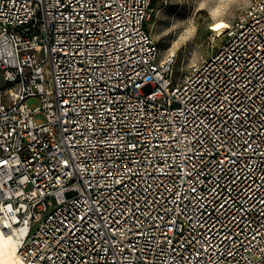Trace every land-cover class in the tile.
Instances as JSON below:
<instances>
[{
	"label": "built area",
	"instance_id": "1",
	"mask_svg": "<svg viewBox=\"0 0 264 264\" xmlns=\"http://www.w3.org/2000/svg\"><path fill=\"white\" fill-rule=\"evenodd\" d=\"M152 0H0V231L22 264H264V0L175 77Z\"/></svg>",
	"mask_w": 264,
	"mask_h": 264
},
{
	"label": "rangeland",
	"instance_id": "2",
	"mask_svg": "<svg viewBox=\"0 0 264 264\" xmlns=\"http://www.w3.org/2000/svg\"><path fill=\"white\" fill-rule=\"evenodd\" d=\"M252 1L153 0L150 34L160 57H172L174 76L181 77L193 62L216 51L223 36L212 27L222 21L229 25Z\"/></svg>",
	"mask_w": 264,
	"mask_h": 264
},
{
	"label": "bare ground",
	"instance_id": "3",
	"mask_svg": "<svg viewBox=\"0 0 264 264\" xmlns=\"http://www.w3.org/2000/svg\"><path fill=\"white\" fill-rule=\"evenodd\" d=\"M226 26L225 22H217L212 28L218 35H221L222 29ZM19 233L0 231V264H22L17 255L19 244Z\"/></svg>",
	"mask_w": 264,
	"mask_h": 264
},
{
	"label": "trees",
	"instance_id": "4",
	"mask_svg": "<svg viewBox=\"0 0 264 264\" xmlns=\"http://www.w3.org/2000/svg\"><path fill=\"white\" fill-rule=\"evenodd\" d=\"M152 2H153V0H152Z\"/></svg>",
	"mask_w": 264,
	"mask_h": 264
}]
</instances>
